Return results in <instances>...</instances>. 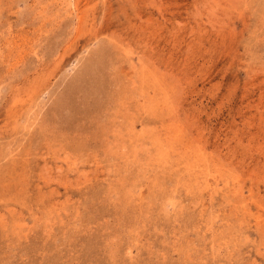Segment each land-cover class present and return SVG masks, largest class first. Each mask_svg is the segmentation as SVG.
Returning <instances> with one entry per match:
<instances>
[{"label":"rangeland","instance_id":"1","mask_svg":"<svg viewBox=\"0 0 264 264\" xmlns=\"http://www.w3.org/2000/svg\"><path fill=\"white\" fill-rule=\"evenodd\" d=\"M0 264H264V0H0Z\"/></svg>","mask_w":264,"mask_h":264}]
</instances>
